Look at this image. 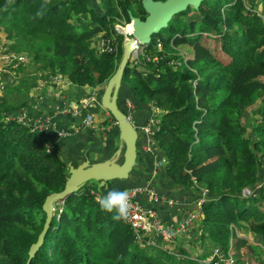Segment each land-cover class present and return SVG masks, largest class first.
<instances>
[{"label": "trees", "instance_id": "16d2710c", "mask_svg": "<svg viewBox=\"0 0 264 264\" xmlns=\"http://www.w3.org/2000/svg\"><path fill=\"white\" fill-rule=\"evenodd\" d=\"M190 10L195 16L182 18ZM130 12L144 18L142 0H0V27L29 56L0 95V264L25 263L45 220L42 203L68 175L45 129L7 116L27 108L40 96V80L56 73L92 87L100 101L123 52L126 34L116 24L130 36ZM174 15L143 45L139 61L129 58L121 81L132 99L161 110L154 138L167 160L163 183L205 193L198 207L207 250L192 258L138 242L128 223L100 210L96 182L87 181L56 200L29 264H208L212 247L231 254L232 264H264L258 244L235 229L246 224L264 238V0H201ZM101 38L113 49L100 51Z\"/></svg>", "mask_w": 264, "mask_h": 264}, {"label": "crops", "instance_id": "0c3cea01", "mask_svg": "<svg viewBox=\"0 0 264 264\" xmlns=\"http://www.w3.org/2000/svg\"><path fill=\"white\" fill-rule=\"evenodd\" d=\"M61 85L57 88H55L57 84L42 86L39 91L40 93L43 92V96L35 98L27 106L29 113L32 115L40 113L50 117L51 125L42 134L45 142L53 145L51 148L63 157L67 165L68 163L77 165L84 159L93 162L111 157L120 145V138L117 124L113 123L115 120L109 110L104 108L100 101L99 105L97 104L99 102H96L92 107L96 122H110V128L104 134L99 130L90 129L83 124L80 117H74L71 113L63 114L59 109L62 106H77L80 98L89 93L90 90L92 91L93 88L86 85L78 86L70 82L61 83ZM131 94L128 82L124 81L121 83L117 101L120 107L126 109L125 100L128 97L132 100L134 104L132 119L133 123L139 128L150 114L149 108L153 105L137 102L130 97ZM143 139V134H140L137 140L138 154L136 157L139 164L132 169L129 177L112 179L109 181L108 187L102 189V192L105 195L112 189L124 191L129 187H140L141 191L137 194L138 199L143 204L153 207L157 215L166 221H176L187 212L199 213L200 216L195 218L192 237L190 239L179 238L170 247L179 256H185L186 254L183 253L185 251L182 249L186 250L187 247L183 246H188L193 241L194 235H198V240H200L199 220L202 216L198 207L199 196L192 194L190 191L173 188L163 183L167 176L165 171L167 160L164 152L158 148L156 142L151 150L144 151ZM158 154L161 155L160 158ZM89 184L94 183L89 182ZM150 188H153L152 192L158 196V199H152ZM186 251L190 252L191 250ZM187 254L189 255V253Z\"/></svg>", "mask_w": 264, "mask_h": 264}, {"label": "water", "instance_id": "95a60500", "mask_svg": "<svg viewBox=\"0 0 264 264\" xmlns=\"http://www.w3.org/2000/svg\"><path fill=\"white\" fill-rule=\"evenodd\" d=\"M200 2L201 0H142L143 8L146 11L145 17L140 18L131 12L129 13L132 25L131 34L124 39L122 56L100 96L101 105L109 110L117 123L120 145L109 158L93 162L84 159L77 165L68 163V175L64 187L61 190L48 193L42 203V208L45 211L43 227L37 239L31 243L28 258L24 264H29L31 257L43 242L49 222L54 214L56 200L64 198L91 179L96 182L97 190L102 192L103 188L108 187L109 181L128 178L132 169L139 164L136 158L139 130L127 118L117 101L124 67L137 42L143 45L149 43L151 35L167 26L168 21L175 13L184 10L188 5L197 8ZM119 157L122 159L119 160ZM158 157L160 158L161 155L158 154Z\"/></svg>", "mask_w": 264, "mask_h": 264}, {"label": "built area", "instance_id": "2783aa9c", "mask_svg": "<svg viewBox=\"0 0 264 264\" xmlns=\"http://www.w3.org/2000/svg\"><path fill=\"white\" fill-rule=\"evenodd\" d=\"M117 24H116V28H117ZM118 30L124 32L126 34L125 38H128V32L124 29V27L121 26V30L120 29ZM98 44L100 51H107V50L110 51L113 49V43L107 38H101ZM143 47H144L143 44H141L140 42H137L135 44V47L133 48V51L130 55L134 63L139 61L138 55L142 53ZM49 81L50 82H45V80H40L39 86H43L51 83L57 84V83L69 82V80L66 77H64L63 74L60 73L51 75ZM96 102H99V98L92 90L91 93L83 95L80 98V102L78 103L77 106L75 107L62 106L59 109V111L63 114L71 113L72 115H74V117H80L84 125H86L87 127L93 130H99L104 134L106 133V130H109L110 128V122L109 123L96 122L95 116L92 112V107ZM125 105H126V112H125L126 116L133 123L132 117H133L134 104L129 97L128 99L125 100ZM35 116L36 117L31 116L28 109L26 107H22L14 112H11L7 117L15 119L21 123L32 125V129L35 130L46 129L51 125V119L48 115L38 113ZM156 123L157 122L152 117L146 118L145 121L139 126V128L137 127V125L133 123L138 128L140 134H143L144 139L142 144L144 151L151 150L153 144L155 143V138L153 134L155 131V127L157 126ZM150 189H151L152 199L153 200L158 199V196L154 192H152L153 188ZM124 191L128 192L129 203H130L129 217L125 222L130 225L135 235V238L138 242L147 245H154L163 250L171 251L173 250V248L171 249L170 247L174 242L177 241V239L182 237L190 239L192 237L195 218L198 216V214H196L195 212H187L181 217H179L176 221L162 220L157 215L153 207L143 204V202L140 201V199H138L137 194L141 191L140 187L137 186L129 187L126 188ZM244 191L249 192L250 190L246 188L244 189ZM92 192L95 194L96 199L102 196V193L99 192L98 190L96 191L92 190ZM204 195L205 193L202 194V197H200L202 201L205 199ZM214 255L219 256L218 261H222L223 262L222 264H230L233 262V257L231 254H228L227 256H223V254L220 253V250L217 251L216 248L211 258Z\"/></svg>", "mask_w": 264, "mask_h": 264}, {"label": "rangeland", "instance_id": "374dc122", "mask_svg": "<svg viewBox=\"0 0 264 264\" xmlns=\"http://www.w3.org/2000/svg\"><path fill=\"white\" fill-rule=\"evenodd\" d=\"M250 2H251V0H246L247 4H249ZM195 14L196 13L193 12V10H190L186 15H182V18L187 19L190 16H195ZM175 17L176 16L173 15L170 20H174ZM169 21H168V23H169ZM117 28L121 30V24H117ZM162 33H163L162 34L163 36L168 35V32H166V31H163ZM10 39L11 38L7 35L6 31L3 30L2 27H0V95L2 94L1 90H2L3 85L7 81H11V79L15 76V73L18 72L19 64L22 63V65H26V63L29 61V56L25 52L16 51L12 48V46H11L12 43H11ZM159 46H160V44H159ZM184 48L187 51L189 49V48H187V46ZM220 54H221V56H223V51H221ZM130 59L132 60V58H130ZM223 60H227V57H223ZM29 68H31V67L29 66L28 69ZM61 86H62L61 83H57V86H55V88L61 87ZM39 93H40V91H39ZM40 96L41 97L43 96V92L40 93ZM97 104L99 105L100 102ZM247 110H248L247 113L249 115H251V107H248ZM160 112H161V110L155 107V108H153V113H150L147 116V118H149V117L154 118L155 121L157 122L156 123L157 126L155 127L154 134L160 128V118H159ZM245 122L248 123V120H246ZM249 129H250V127L248 126L247 132L249 131ZM154 134H153V136H154ZM139 135H140V132H139ZM47 145H48V148L53 149V148H51L53 145L48 144V143H47ZM121 159H122V157H119V160H121ZM88 182H93V179L89 180ZM201 201H202V199L199 198V202H201ZM192 212H194V211H192ZM198 212H199V210H198ZM198 216H200L199 213H198ZM235 229L239 235L247 237V239H249L254 244H258V246H259L258 253H260V256L264 257V238H256V236H254V234L248 229L246 224H242L239 228L235 227ZM197 236L198 235H194V238H192L193 241L191 240L192 242H190V244L188 246H183V247H187L186 250H191L190 252L187 251V253H189V255L192 258H198V256L200 255L201 252L204 251V249H205V251L207 250L206 247H204L203 241L201 244V240H198ZM216 249H217V251L221 250L219 248H216ZM214 251H215V247L214 248L212 247V250L210 251L211 253L209 254V256L206 257L205 259H203L208 264H210L209 261L212 259L211 256L214 254ZM230 264H232V263H230Z\"/></svg>", "mask_w": 264, "mask_h": 264}, {"label": "clouds", "instance_id": "9594fccd", "mask_svg": "<svg viewBox=\"0 0 264 264\" xmlns=\"http://www.w3.org/2000/svg\"><path fill=\"white\" fill-rule=\"evenodd\" d=\"M9 2H11V0H9ZM97 203L99 204L100 210L102 212L112 214L111 219L113 221H127L130 209L128 192L112 189L105 195L98 197Z\"/></svg>", "mask_w": 264, "mask_h": 264}]
</instances>
